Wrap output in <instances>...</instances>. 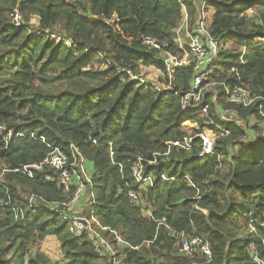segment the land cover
<instances>
[{"label":"trees","instance_id":"16d2710c","mask_svg":"<svg viewBox=\"0 0 264 264\" xmlns=\"http://www.w3.org/2000/svg\"><path fill=\"white\" fill-rule=\"evenodd\" d=\"M180 2L193 20L194 0H0V124L13 131L8 144L0 138V173L6 172L0 181L1 239H17L22 248L52 235L65 264H112L95 251L94 238L68 232L65 219L49 204L39 202L26 210L21 197L34 193L62 202L73 195L75 189L63 190L48 165L31 167L32 176L22 171L40 163L48 145L68 153L72 143L97 175L91 177L86 211L138 247L118 248L125 263L264 264V132L250 139L238 123L246 124L249 116L264 120V0L207 4L215 39L244 48L241 59V50L225 48L210 80L248 87L257 97L248 107L227 103L222 96L215 105L207 94L206 114L187 111L180 96L189 88L192 65L173 69L170 91L138 83L115 69L144 64L163 72L161 52L147 49L142 40L151 36L166 41L164 50L181 52L174 39L183 17ZM15 9L21 14L18 24L11 20ZM31 16L36 25L29 22ZM99 62L105 68H93ZM106 75L110 79L98 86L88 83ZM159 80L166 82L161 75ZM53 82L64 88L50 93L41 87ZM218 104L238 120L222 121L214 113ZM192 123L196 126H187ZM206 128L222 137L214 144L215 154L197 157L201 140L196 135ZM221 128L229 133L221 135ZM18 131L24 135L14 139ZM185 136L193 137L189 149L166 144ZM138 158L144 161V174L152 176V186L132 177ZM130 194L137 196L136 204ZM14 208L24 209L21 219ZM166 226L204 236L210 262L179 255ZM9 252L8 246L0 248V264L22 259ZM54 263L39 251L28 260Z\"/></svg>","mask_w":264,"mask_h":264},{"label":"built area","instance_id":"2783aa9c","mask_svg":"<svg viewBox=\"0 0 264 264\" xmlns=\"http://www.w3.org/2000/svg\"><path fill=\"white\" fill-rule=\"evenodd\" d=\"M197 0H194L196 4ZM209 0H200V5H196L197 14L192 20L189 17L188 11L186 10L185 4L181 3L183 17L175 30V44L181 50V52L174 54L163 49L166 46V41H160L151 36H145L142 40V45L150 50H159L162 55L163 61V72L160 73L162 77L166 78V82L163 84L153 83L147 81V77L143 76V72L138 69H131L126 66H115L118 72H123L129 79L135 80L141 84H148L153 86L159 91H170L172 88V78L173 69L175 67H183L187 65H192L193 74L189 80V88L187 91L181 94L180 101L182 107L190 111L191 113L195 110L199 111L201 115L206 114L207 104L203 103L205 95L210 94L212 96V103L216 105V100L218 97L222 96L224 101L230 104H237L243 107L250 106L256 99L252 94V91L246 87L238 84L237 82H226V81H213L210 80V75L213 68L218 64L220 53L222 49H225L224 45L215 39L211 34L209 26V21H207L206 16L203 12L207 8ZM21 18L20 12L15 9L11 13V20L15 23H19ZM70 44L69 42H67ZM244 54V48L241 49L240 59ZM233 70V69H232ZM208 86H214L216 89L208 88ZM174 96H178L177 91L172 92ZM260 114H264L260 111ZM229 131L225 128H221V135L225 136ZM13 131L12 129H7L3 124H0V138L5 144H8L12 139ZM33 136V133H29ZM203 133H199L196 136L200 137V148L197 153V157H204L205 155H213L215 137L204 136ZM24 132L18 131L14 135L15 137H21ZM43 142L44 138L39 137ZM192 136H185L181 141L175 140L166 142L167 145H173L176 147H181L183 149H189L191 147ZM50 151L43 158V160L38 164L25 165L22 171L26 172L28 176H32L30 171L31 167L41 168L43 164L48 165L50 168L57 172V179L62 185L63 190H68L67 182L70 177H73L76 181L77 187L75 188L71 200L69 202H48L44 200L41 196L34 193H27L24 196L26 202V210L32 205L43 202L50 206V209L59 212L63 219L67 223L68 232L72 234L79 235L81 233H86L89 237L95 240V251L99 254H106L110 259L112 264H127L124 262L123 255L118 252L119 248H133L118 231L110 228L109 226H104L100 223L98 218L93 214L91 210L87 211L85 215L66 217L61 212V208H68L75 199L79 196L82 189L87 186L88 189L92 187V182L90 177L86 173L84 168V158L78 148L74 144H70L68 148V153L57 146H50ZM153 163V161H149ZM144 161L138 158L131 167V175L137 183L153 185L152 176H147L143 171ZM162 179L169 180L173 177H168L161 175ZM196 198L199 195L195 196ZM130 198L134 204L137 203V196L135 194H130ZM92 205L90 208H93ZM24 209L14 208L15 217L21 219L24 215ZM168 234L170 237L176 239V251L179 255L185 257H197L203 256L206 262H210L212 258L211 247L209 242L204 236L200 235H187L186 233L180 231L175 232L172 228L166 226ZM187 264H201L200 262L193 260Z\"/></svg>","mask_w":264,"mask_h":264},{"label":"rangeland","instance_id":"374dc122","mask_svg":"<svg viewBox=\"0 0 264 264\" xmlns=\"http://www.w3.org/2000/svg\"><path fill=\"white\" fill-rule=\"evenodd\" d=\"M196 5L197 6L200 5V0H197ZM203 12L206 16L207 21H209L208 9H204ZM248 13H251V11ZM36 21H37V18L35 16L30 17L29 22L31 24L36 25ZM62 29H63V26L59 25V30H62ZM224 46H225V48H227L230 51L236 50V51L240 52V50L242 49V47H240V45H238L234 42H228ZM223 50H225V49H222V51ZM92 66L95 69L105 68V66L100 62H99V64H94ZM139 69L143 72V76L147 77V79H146L147 81L153 82V83H158L160 85L163 84V82L161 80H159L160 71L157 70L155 66L143 64L139 67ZM109 79H110V77L106 75L103 77H98L94 81H88V83L91 85H94V86H98L101 83H103ZM41 87L50 93H57L64 88V85L61 82H53V83L43 84ZM208 88L216 89L214 86H208ZM210 97H209V100L211 101L212 96L210 95ZM214 113L219 114L218 116L220 117V119L222 121H232L233 119L238 120V117L235 113L231 112V110L229 108H226V106L225 107L221 106V104H218V107L216 108V110H214ZM238 123L242 128L244 127V129L247 133V136L250 139H255V137H258L259 135H261L260 132H264V120L261 121L259 119L252 117V116H249L246 124H244L242 120H239ZM191 125H187V126H190V127L196 126L193 123ZM258 129H259V131H258ZM186 130H187V133L190 134L191 130H189V127ZM204 130H205V132H201V133H203L202 135H204V136H206V135L210 136L211 135V136L215 137V142L220 137H222V136L218 135L219 133L216 135H212L210 132H206L207 128ZM0 167H1V164H0ZM84 168L86 169L87 175L91 179V177L93 175H95L91 163L85 161L84 162ZM5 173L6 172H2V169H1L0 181H2V179L4 180V176L6 175ZM95 177H97V175H95ZM67 185H68V190H70V188L74 190L77 187L76 181L73 177L69 178ZM26 194L27 193H21V197L23 198ZM67 196L69 199L67 198L66 202H69L71 200L72 196L70 193H68ZM88 196H89L88 188L85 185V187L82 189V191L79 194V196L77 197V199H75L73 202H71V204L68 208H65V207L61 208V212L63 213V215H65L66 217L85 215L87 212L86 211L87 207H88V199H89ZM3 217L4 216L2 214H0V220ZM249 230H250V228H249ZM241 234H243V231H240L239 235H241ZM5 246H8L10 248V252H9L10 254H14V255H18V256L22 257V259L12 260L13 264H28V260L32 259L34 257V254L37 251H39L40 253H42L46 257L50 258L52 261H54L55 262L54 264H65V263H67V259L62 255L61 250L59 248L58 240L52 235H47L41 241L30 242V243L26 244V246H23L22 248H19V240H17V239L9 238L8 240H6V239L3 240L0 238V248H3ZM118 248L119 247H117V249ZM9 253L7 255V259L10 256ZM196 258H199V256ZM167 263L171 264L169 261H167Z\"/></svg>","mask_w":264,"mask_h":264},{"label":"crops","instance_id":"0c3cea01","mask_svg":"<svg viewBox=\"0 0 264 264\" xmlns=\"http://www.w3.org/2000/svg\"><path fill=\"white\" fill-rule=\"evenodd\" d=\"M55 237V236H54ZM56 238V237H55Z\"/></svg>","mask_w":264,"mask_h":264}]
</instances>
